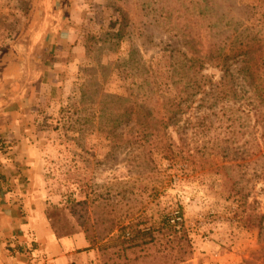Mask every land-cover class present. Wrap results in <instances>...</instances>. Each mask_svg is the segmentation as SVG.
Wrapping results in <instances>:
<instances>
[{"label": "rangeland", "instance_id": "obj_1", "mask_svg": "<svg viewBox=\"0 0 264 264\" xmlns=\"http://www.w3.org/2000/svg\"><path fill=\"white\" fill-rule=\"evenodd\" d=\"M30 6L0 0V54L19 39ZM89 6L85 51L43 150L57 234L83 235L103 264L116 259L117 246L101 249L112 225L138 216L150 224L181 208L183 239L157 234L128 258L264 263V0H89ZM221 13L231 16L224 27ZM215 43L262 50L251 60L229 50L224 100L217 94L223 63L213 59ZM181 52L205 59L201 74L213 90L195 95L175 125H153L149 116L148 125H137L134 114L123 115L120 108L128 113L137 100L142 114L151 108L160 117L181 83ZM253 62L263 67L255 81L247 75ZM168 141L172 158L163 152Z\"/></svg>", "mask_w": 264, "mask_h": 264}, {"label": "crops", "instance_id": "obj_2", "mask_svg": "<svg viewBox=\"0 0 264 264\" xmlns=\"http://www.w3.org/2000/svg\"><path fill=\"white\" fill-rule=\"evenodd\" d=\"M19 39L0 54V264H97L81 234L49 217L43 150L85 46L89 0H30Z\"/></svg>", "mask_w": 264, "mask_h": 264}, {"label": "trees", "instance_id": "obj_3", "mask_svg": "<svg viewBox=\"0 0 264 264\" xmlns=\"http://www.w3.org/2000/svg\"><path fill=\"white\" fill-rule=\"evenodd\" d=\"M221 17L217 20L220 24L226 26L225 22L228 20L227 18L231 19V16L226 15L225 13H221ZM225 15V16H224ZM203 17V16H201ZM227 17V18H226ZM206 23L208 28H213L212 23V16L206 18ZM225 39V38H224ZM225 41V40H224ZM232 49H226L225 46H220L219 44L215 43L214 45V55L213 59L217 61H222V75L220 80L218 81L217 85H219V89L217 91L218 99L224 100L228 93L227 81L228 76L232 74L229 66L226 63V59L229 57V52L236 51V55H247L249 60H251L256 54L261 55L262 50L258 49L256 52L251 47H246L242 49L241 47H237L232 51ZM183 56V67H182V76H179V81L175 85V93L171 97H167L163 104V111L158 118V111L156 113L153 112V109L146 108V113L142 114V111L138 109V101L136 99L135 103H132L131 108L127 113V108H120L123 112V115H128L132 118L134 114V119L137 122V125H148V123H153V125H175L178 123L180 119V115L184 113L185 109L188 107L192 99L195 95L199 93H208L206 88L209 90H213L212 86L209 85L210 81L205 79V76L201 74L202 70L205 68L206 61L202 57L197 55H188L184 52H181ZM254 65V66H253ZM262 70L263 67L259 66L258 64H251L248 70V76L250 80L255 81V79H260V69ZM261 79L263 77L261 76ZM254 85V83H251ZM109 98L112 99H121L125 100V97H121L119 95H107ZM147 116L150 117L148 123H144L147 119ZM124 120V119H123ZM131 119L126 120L125 122H129ZM164 155L168 156V158H172L175 156V151L173 149V144L168 141L166 145H164ZM115 231V233H114ZM157 234H161L163 236H172L174 239H183L185 237L186 231L184 230V219H183V212L182 209L179 208L176 213L169 214H160L157 219H154L153 222L150 224L141 218V216L132 219L128 223H118L117 225L110 227L107 232V243L101 245V249L106 250L109 246H117L115 255L116 259L107 258L103 259V264H136L140 257L135 256L134 259L130 260L128 258V251L135 252L136 249H143L146 245L154 243L157 238ZM91 247V243H88L87 246L78 249V251H85ZM111 260V261H110ZM172 264H177L179 261L183 259L179 257H175L173 259L168 258ZM139 264V263H137ZM251 264H264L263 261L260 263H251Z\"/></svg>", "mask_w": 264, "mask_h": 264}]
</instances>
